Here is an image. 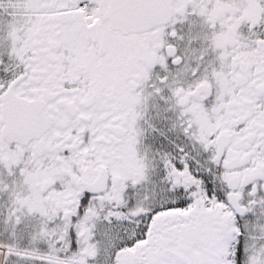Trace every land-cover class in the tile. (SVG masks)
I'll return each instance as SVG.
<instances>
[{
  "label": "snow or ice",
  "instance_id": "obj_1",
  "mask_svg": "<svg viewBox=\"0 0 264 264\" xmlns=\"http://www.w3.org/2000/svg\"><path fill=\"white\" fill-rule=\"evenodd\" d=\"M0 264H264V0H0Z\"/></svg>",
  "mask_w": 264,
  "mask_h": 264
}]
</instances>
